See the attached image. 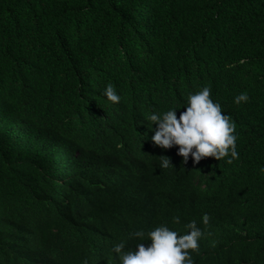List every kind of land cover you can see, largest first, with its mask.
<instances>
[{
    "label": "trees",
    "instance_id": "trees-1",
    "mask_svg": "<svg viewBox=\"0 0 264 264\" xmlns=\"http://www.w3.org/2000/svg\"><path fill=\"white\" fill-rule=\"evenodd\" d=\"M205 86L231 164L151 140ZM262 169L264 0H0V264H120L151 243L131 234L193 220L194 264H264Z\"/></svg>",
    "mask_w": 264,
    "mask_h": 264
},
{
    "label": "clouds",
    "instance_id": "clouds-1",
    "mask_svg": "<svg viewBox=\"0 0 264 264\" xmlns=\"http://www.w3.org/2000/svg\"><path fill=\"white\" fill-rule=\"evenodd\" d=\"M113 103L120 102V96L113 85L108 84L103 93ZM249 99L247 93L235 97L234 102L240 104ZM187 107L177 118L176 109H170L163 114L154 113L149 116L152 124L156 125L151 140L162 149L178 148L177 155L187 163L191 156L193 163H199L203 158H214L219 161L226 157V163L231 164L239 158L236 150L237 137L235 123L231 117L223 114L219 103L211 99V89L203 87L195 94H189ZM161 167H172L170 158L160 156ZM264 171V169H262ZM210 216L204 214L202 222L209 224ZM174 223H179V217H173ZM187 234L180 235L164 225L155 227L145 233L137 231L131 235L151 243L145 246L138 243L135 250H125L123 242L116 244L113 251L119 254L120 264H194L191 252H199V239L204 235L197 227L195 220L188 223ZM211 235V233H209ZM83 264H87L85 260Z\"/></svg>",
    "mask_w": 264,
    "mask_h": 264
}]
</instances>
